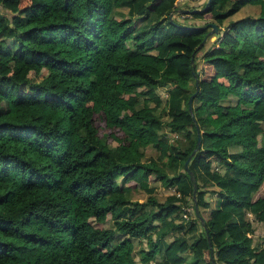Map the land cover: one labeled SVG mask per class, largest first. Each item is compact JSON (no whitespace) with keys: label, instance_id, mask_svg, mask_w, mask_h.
<instances>
[{"label":"trees","instance_id":"16d2710c","mask_svg":"<svg viewBox=\"0 0 264 264\" xmlns=\"http://www.w3.org/2000/svg\"><path fill=\"white\" fill-rule=\"evenodd\" d=\"M189 7L0 0V264H264V0Z\"/></svg>","mask_w":264,"mask_h":264},{"label":"rangeland","instance_id":"374dc122","mask_svg":"<svg viewBox=\"0 0 264 264\" xmlns=\"http://www.w3.org/2000/svg\"><path fill=\"white\" fill-rule=\"evenodd\" d=\"M204 1H206V0H179V6H181L185 2H189L190 7L186 8V9H181V11H178L176 13V15H173V18L178 19L183 24H185L186 22H190L188 20H191L192 17L190 15H188V16L185 15L186 17H184V14H186V13L182 12V11L192 10V8H194V7H201ZM257 8L258 7H254L251 5H244V6H242L241 10L238 12L239 14L235 17H237V18L238 17H245L246 15L256 14ZM206 22H208V21L207 20H195L194 23L197 25H206L207 24ZM215 40H216V35L211 36L208 40H206V47L213 46L214 44H216ZM259 54L262 55L263 53L260 51ZM190 97H192V95ZM190 97H189V100H190ZM236 101H237L236 98L233 95H230V96H228V98H226V100H224V103L226 105L227 104L234 105L236 103ZM173 137H177V135L175 134V135H173ZM178 139H180V138H178ZM238 151H239L238 148H232L231 149V152H233V153H236ZM154 153H155V151H154ZM146 155H151L150 149H149V151H147ZM153 186L158 188L156 194L161 199H163L166 195H169L171 192H173L172 190L164 189L160 184H157V183L153 184ZM125 193H126V197L130 200H139L141 202H144L146 200V195L143 193V191L134 190V191H126ZM210 200H211L213 206H215L216 202H217V195L215 194L214 196H212L210 198ZM188 216H190V215H188ZM254 238H255L256 242H262V243L264 242V229H263V227L256 228ZM142 243L143 242H139L138 240H136V247H137L136 248L137 249L136 250V258L138 257V259L140 257L139 250L141 249V247H139V244H142ZM156 260L159 261L158 259H156ZM150 264H155V262L152 261Z\"/></svg>","mask_w":264,"mask_h":264},{"label":"water","instance_id":"95a60500","mask_svg":"<svg viewBox=\"0 0 264 264\" xmlns=\"http://www.w3.org/2000/svg\"><path fill=\"white\" fill-rule=\"evenodd\" d=\"M208 1L210 2V0H208ZM179 11H181V10H179ZM182 12L188 13V12H193V10H185V11H182ZM170 16H171V18H172V17H173V13H171ZM209 25H210L213 29L208 33V35H206V37H205V39L203 40L202 44H204V43L206 42V40H207L208 37H210V36H212V35H217V34H219V30H218V26H217V25H215V24H209ZM207 27H208V25L206 24V25H201V26L198 27V28H204V29H206ZM192 61H193V59H192ZM196 88H197V90H198V82H196ZM193 96H194V95H192V97H190V100H189V111H190V112H192V100H193ZM200 147H201V137H200V134L198 133L197 147H196V149L192 152V154L189 156V158L187 159V161H186L185 164H184L185 169H186L187 172L190 174V178H191V180L193 181V186H194L193 198H194V200L196 199L197 184H196V182H195V177H194V175H193V172L189 169V163H190V161H191L193 155L196 154L197 150H199ZM194 212H195V214H196V217H197V218L200 220V222L202 223L204 229H207V226H206L205 220H204V218H203V217L201 216V214H200L199 206H198V204H197L196 201H195V203H194ZM207 239H208V241H209L210 246L212 247V243H211V240H210V237H209L208 234H207ZM213 264H214V262H213Z\"/></svg>","mask_w":264,"mask_h":264},{"label":"built area","instance_id":"2783aa9c","mask_svg":"<svg viewBox=\"0 0 264 264\" xmlns=\"http://www.w3.org/2000/svg\"><path fill=\"white\" fill-rule=\"evenodd\" d=\"M184 211H185V213H184V216L187 218V219H189V216L188 215H193V213H194V207H185L184 208Z\"/></svg>","mask_w":264,"mask_h":264}]
</instances>
